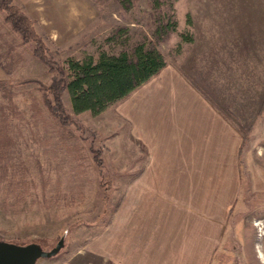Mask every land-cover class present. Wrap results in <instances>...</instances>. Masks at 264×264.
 Returning a JSON list of instances; mask_svg holds the SVG:
<instances>
[{"label": "rangeland", "instance_id": "obj_1", "mask_svg": "<svg viewBox=\"0 0 264 264\" xmlns=\"http://www.w3.org/2000/svg\"><path fill=\"white\" fill-rule=\"evenodd\" d=\"M11 4L65 69L140 45L154 46L166 66L97 116L74 114L63 91L71 122L61 126L41 89L56 74L0 13V242L50 251L63 241L36 264H120L145 200L140 188L186 91L195 89L238 135L237 187L210 264H264L257 257L264 255V0ZM162 25L169 27L157 38Z\"/></svg>", "mask_w": 264, "mask_h": 264}, {"label": "crops", "instance_id": "obj_2", "mask_svg": "<svg viewBox=\"0 0 264 264\" xmlns=\"http://www.w3.org/2000/svg\"><path fill=\"white\" fill-rule=\"evenodd\" d=\"M221 115L195 89L186 91L140 188L145 200L120 264L211 263L237 187L238 135Z\"/></svg>", "mask_w": 264, "mask_h": 264}, {"label": "trees", "instance_id": "obj_3", "mask_svg": "<svg viewBox=\"0 0 264 264\" xmlns=\"http://www.w3.org/2000/svg\"><path fill=\"white\" fill-rule=\"evenodd\" d=\"M5 14V21L10 23L14 32L25 42H34V55L56 74L50 86L41 85L44 102L49 113L58 118L61 126L71 122L61 101L63 91L70 96L71 109L74 114L89 112L97 116L111 104L127 98L135 89L156 76L166 62L154 47L140 45L131 54L121 53L117 56L105 52L99 53L97 59L87 58L81 63L69 61L65 69L47 55V49L35 34L32 24L11 0H0V13ZM167 25L160 26L155 37L165 34ZM124 31V30H123ZM51 95L53 101L48 97Z\"/></svg>", "mask_w": 264, "mask_h": 264}, {"label": "water", "instance_id": "obj_4", "mask_svg": "<svg viewBox=\"0 0 264 264\" xmlns=\"http://www.w3.org/2000/svg\"><path fill=\"white\" fill-rule=\"evenodd\" d=\"M63 246V241L50 251H43L38 245L19 246L0 242V264H36L40 259H49L57 255Z\"/></svg>", "mask_w": 264, "mask_h": 264}, {"label": "bare ground", "instance_id": "obj_5", "mask_svg": "<svg viewBox=\"0 0 264 264\" xmlns=\"http://www.w3.org/2000/svg\"><path fill=\"white\" fill-rule=\"evenodd\" d=\"M259 256H257L260 260L263 261L264 263V255L262 254V252L259 250V253H257Z\"/></svg>", "mask_w": 264, "mask_h": 264}]
</instances>
